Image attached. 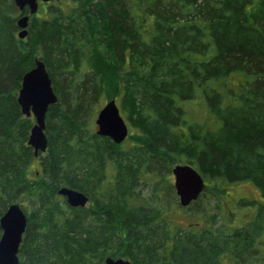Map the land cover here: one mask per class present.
<instances>
[{
	"label": "trees",
	"instance_id": "1",
	"mask_svg": "<svg viewBox=\"0 0 264 264\" xmlns=\"http://www.w3.org/2000/svg\"><path fill=\"white\" fill-rule=\"evenodd\" d=\"M27 12L0 0V216L14 202L26 213L19 264H264V0H51L19 38ZM35 56L57 96L37 156L17 102ZM110 98L130 142L96 133ZM177 163L205 181L187 206ZM245 180L260 198L232 200ZM61 186L87 204L68 205Z\"/></svg>",
	"mask_w": 264,
	"mask_h": 264
},
{
	"label": "water",
	"instance_id": "2",
	"mask_svg": "<svg viewBox=\"0 0 264 264\" xmlns=\"http://www.w3.org/2000/svg\"><path fill=\"white\" fill-rule=\"evenodd\" d=\"M49 1L51 0H13L20 12L25 8L28 10L16 20L19 38H24L28 33L30 15L36 13L40 3ZM33 60V67L22 75L17 102L23 115H32L34 118L27 143L37 156L47 148L45 116L48 107L57 101V96L44 62L37 56ZM94 122L97 126L96 133L109 137L115 143H121L128 135V125L120 114L115 98L105 101L97 111ZM171 173L175 194L181 206H187L199 197L205 187V181L196 168L188 163H177L172 166ZM57 193L73 207H83L88 202V196L84 192L68 186L59 187ZM26 222V213L18 202L11 203L0 216V264H19L17 253ZM104 263L132 264L126 258L110 255L104 258Z\"/></svg>",
	"mask_w": 264,
	"mask_h": 264
},
{
	"label": "rangeland",
	"instance_id": "3",
	"mask_svg": "<svg viewBox=\"0 0 264 264\" xmlns=\"http://www.w3.org/2000/svg\"><path fill=\"white\" fill-rule=\"evenodd\" d=\"M117 104H118V106H119V103L117 102ZM102 106V105H101ZM100 106V107H101ZM96 114H97V112H96ZM96 114L94 115V117H93V123H94V128H95V130H96V128H97V126H96V124H95V122H94V119H95V117H96ZM120 114L122 115V117L124 118V120H125V122L127 123V125H128V132H129V134L130 135H128L126 138H127V141L128 142H130V140L132 139V137H133V135H134V133H135V129L132 127V126H130L129 125V123H128V119H127V115H126V113L124 114V113H121L120 112ZM133 134V135H132ZM130 138V139H129ZM133 141V140H132ZM172 174V173H171ZM171 181H172V183H173V176H171ZM229 192L231 193L230 194V198H232V200L234 199H237L238 197H245V198H248V199H253V200H257V199H259L260 198V191H259V189L257 188V186L253 183V182H251V181H249V180H245V181H239V182H237V183H235V184H232L230 187H229ZM142 193H144V194H146V192H145V190H143V192ZM201 205H203V206H206V205H209L208 204V200H207V198H204V197H202L201 198ZM232 203V202H231ZM231 205V204H230ZM23 208V207H22ZM251 210H249V211H252L253 209L252 208H250ZM226 210V209H225ZM239 211V216H241L242 215V213H241V209L240 210H238ZM190 210H188V209H182L181 211H180V213H179V215H178V217L181 219V221L183 222V221H187V222H190V221H195L196 220V218H193V217H190ZM230 214V213H229ZM231 216V215H230ZM241 220V217H236V221H240ZM242 221V220H241ZM240 221V222H241Z\"/></svg>",
	"mask_w": 264,
	"mask_h": 264
}]
</instances>
